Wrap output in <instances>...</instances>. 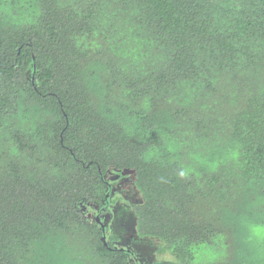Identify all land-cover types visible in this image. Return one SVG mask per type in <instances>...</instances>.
I'll use <instances>...</instances> for the list:
<instances>
[{"label":"trees","instance_id":"obj_1","mask_svg":"<svg viewBox=\"0 0 264 264\" xmlns=\"http://www.w3.org/2000/svg\"><path fill=\"white\" fill-rule=\"evenodd\" d=\"M125 177L149 264H264V0H0V264H132Z\"/></svg>","mask_w":264,"mask_h":264},{"label":"rangeland","instance_id":"obj_2","mask_svg":"<svg viewBox=\"0 0 264 264\" xmlns=\"http://www.w3.org/2000/svg\"><path fill=\"white\" fill-rule=\"evenodd\" d=\"M124 186L125 185H123V188ZM130 186L132 188L130 193L126 187L123 189L124 191H121V194L124 196V201L120 203V206L117 208L118 213L120 212V215L117 216L119 224L114 225V231H116V234L118 238L121 239L122 243L127 244L132 248L143 264H149L156 261L158 258V255L156 254L157 244L154 239H140L136 235L135 212L133 208L141 202V195L136 192L137 190L132 183ZM125 235H127V237L122 241V238H124ZM158 259H160V257Z\"/></svg>","mask_w":264,"mask_h":264},{"label":"flooded vegetation","instance_id":"obj_3","mask_svg":"<svg viewBox=\"0 0 264 264\" xmlns=\"http://www.w3.org/2000/svg\"><path fill=\"white\" fill-rule=\"evenodd\" d=\"M131 183L132 182L130 179H128L126 177L122 178L120 180V182L116 183L112 187V199H111V201H113L115 199L116 202H111L108 206L103 207L102 211H95V214H90V217L94 216L95 220L97 221V223L99 224L100 227H101L102 223L105 225V231L104 232L106 235L108 233V236H110L109 237L110 240H113L111 232L114 229V225L119 224V222H118L119 219L117 216L120 215V212L118 213L117 208H118V206H120L119 204L124 201V196L121 194V188L123 187V185H125L124 188L126 187L128 192L130 193L132 190V188L130 186ZM115 235H117V234H115ZM126 237H127V235H125L124 238H122L123 239L122 241H124V239ZM112 243L114 244V246L116 248H122V249L124 248V250H126L128 252V254L130 255L132 264H140V263L143 264L142 261L137 256V254L132 250V248H130L127 244L122 243L120 238H118V240H113ZM131 246H133V245H131Z\"/></svg>","mask_w":264,"mask_h":264},{"label":"water","instance_id":"obj_4","mask_svg":"<svg viewBox=\"0 0 264 264\" xmlns=\"http://www.w3.org/2000/svg\"><path fill=\"white\" fill-rule=\"evenodd\" d=\"M101 227H102V230L104 232L105 231V225L103 223L101 224ZM103 241H104V244L107 246L108 245V242H107L106 236L103 237Z\"/></svg>","mask_w":264,"mask_h":264}]
</instances>
